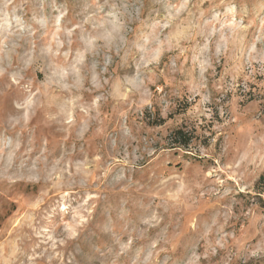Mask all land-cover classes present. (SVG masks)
<instances>
[{
  "label": "rangeland",
  "instance_id": "obj_1",
  "mask_svg": "<svg viewBox=\"0 0 264 264\" xmlns=\"http://www.w3.org/2000/svg\"><path fill=\"white\" fill-rule=\"evenodd\" d=\"M0 264H264V0H0Z\"/></svg>",
  "mask_w": 264,
  "mask_h": 264
},
{
  "label": "trees",
  "instance_id": "obj_2",
  "mask_svg": "<svg viewBox=\"0 0 264 264\" xmlns=\"http://www.w3.org/2000/svg\"><path fill=\"white\" fill-rule=\"evenodd\" d=\"M172 138L174 139V141H177L176 143L182 148L188 147L191 140L190 138H187V135L185 133H182L180 131H175Z\"/></svg>",
  "mask_w": 264,
  "mask_h": 264
}]
</instances>
